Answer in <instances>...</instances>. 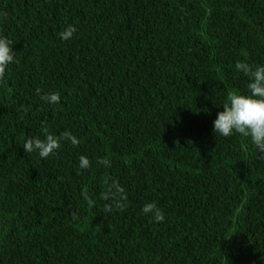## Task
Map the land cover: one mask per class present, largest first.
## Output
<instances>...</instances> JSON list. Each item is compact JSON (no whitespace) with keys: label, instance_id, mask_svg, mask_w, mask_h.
I'll return each instance as SVG.
<instances>
[{"label":"trees","instance_id":"obj_1","mask_svg":"<svg viewBox=\"0 0 264 264\" xmlns=\"http://www.w3.org/2000/svg\"><path fill=\"white\" fill-rule=\"evenodd\" d=\"M0 13L15 51L0 81V264H264V156L212 125L247 91L235 63L264 64V0H0ZM65 131L80 143L23 151ZM106 181L123 193L104 200Z\"/></svg>","mask_w":264,"mask_h":264},{"label":"clouds","instance_id":"obj_2","mask_svg":"<svg viewBox=\"0 0 264 264\" xmlns=\"http://www.w3.org/2000/svg\"><path fill=\"white\" fill-rule=\"evenodd\" d=\"M0 16L6 17V13H0ZM76 32L77 28L74 25H68L63 31L58 33V36L62 41H69ZM12 45V40L0 34V81L5 78L9 65L15 62V51ZM234 67L237 72L247 77V91L246 93L237 91L228 94L222 110L217 112L216 118L212 121L213 132L218 133L222 137L239 134L254 146L257 150V155L264 156V64L253 66L245 61H237ZM40 92V89L36 90V94L45 103L55 105L61 100L59 92H49L43 95ZM62 141L70 142L73 146H77L80 143L72 132L65 131L59 136L48 134L43 139L37 136L27 137L23 144V151L36 153L41 159H45L61 148ZM98 162L106 166L110 164L107 159H101ZM78 167L81 170L89 169V158L81 155ZM106 184L107 188L103 195L104 200L110 199V193L113 190L120 194L123 193V189L118 182L112 181L108 183L106 181ZM81 195L89 205L95 203L90 198L87 190H84ZM115 207L122 209L123 204L116 201ZM112 210L113 206L106 204L105 211L111 212ZM141 212L151 216L154 222L163 223L165 220V214L155 202L145 203L141 208Z\"/></svg>","mask_w":264,"mask_h":264}]
</instances>
